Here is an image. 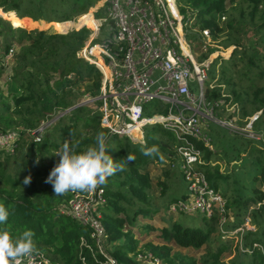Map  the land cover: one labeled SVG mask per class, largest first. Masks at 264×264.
<instances>
[{"label":"trees","instance_id":"trees-1","mask_svg":"<svg viewBox=\"0 0 264 264\" xmlns=\"http://www.w3.org/2000/svg\"><path fill=\"white\" fill-rule=\"evenodd\" d=\"M228 2L233 5L227 7ZM176 4L183 13L189 10L194 19L192 28L198 30L190 31V34L197 39L205 28L210 31L212 39L218 37L222 31L218 20L222 17L228 20L226 26L229 29L234 28L233 23L244 31L248 26L253 27L256 37L250 46L238 39L225 42L235 48L229 58L218 57L217 60L223 62V74L205 85L207 77L204 92L208 101L221 99L223 109L234 106L238 118L260 111L251 121L252 130L260 135V139L227 130L223 136L225 150H211L197 142L202 154L196 167L225 199L226 221L222 228L226 232L232 231L244 222L246 216L254 226V230H245L241 236V254L248 253L247 248L253 249L249 253H259L253 244L264 245V0H239L237 4L234 0H176ZM92 6L87 0H0V16L12 12V16L20 20L18 26H32L37 23L31 19L41 18L59 32L14 28L8 19L0 18V35H4L2 50L7 51L15 44L18 47L12 74L6 81L7 93L4 94L0 87V131L13 128L20 134L13 152L0 151V203L10 213L8 222L0 224V231L7 230L15 239L23 231L32 230L38 251L51 262L102 264L87 227L61 213L60 208L68 204L74 193L83 192L58 196L53 185L46 180L59 162L60 157L55 153L65 140L77 142V152H82L95 146L97 133L103 131L107 137L108 154L115 165L124 166L123 171H116L105 185L99 187L105 200L99 209L106 233V250L117 264H141L136 256L147 252L163 264H199L193 256L173 253L172 244L193 249L204 246L208 253L201 259L202 264H242L236 253L228 260L221 259L223 253L229 251L226 241L211 247L216 238L213 234L219 228L217 213L207 217L200 212H179L176 219L161 227L155 241L149 240L142 248L138 247L139 241L132 230L138 218H151L158 210L157 204L169 207L173 202L185 199L187 185L177 167L178 141L172 132L157 123L146 124L152 126V132H143V141H136L125 135L110 134L101 125V114L97 109L75 106L82 98L99 105L102 75L93 64L77 56L88 39L87 27L93 29L90 26L91 13L76 22L70 21ZM84 24L87 27L73 29ZM192 28L190 25L189 29ZM213 51L214 48H209L207 57ZM3 71L4 67H0V76ZM57 112L63 114L45 129L41 141L31 140L29 130ZM137 136L140 137V133ZM145 144L157 146L164 159L161 160L159 155H144L141 147ZM129 154L135 156L134 161L127 160ZM220 161L225 164L223 170ZM153 164L163 166L156 180L158 197L153 194ZM175 175L179 177L177 183ZM28 177L31 181L25 184ZM222 180L225 184L220 187ZM184 186L186 190L183 192ZM231 214L233 218L228 221ZM144 228L147 232L153 229L151 225ZM221 235L219 233L220 238ZM230 237L226 239H232ZM86 245L94 248L91 251ZM260 254L264 261V254Z\"/></svg>","mask_w":264,"mask_h":264},{"label":"built area","instance_id":"built-area-1","mask_svg":"<svg viewBox=\"0 0 264 264\" xmlns=\"http://www.w3.org/2000/svg\"><path fill=\"white\" fill-rule=\"evenodd\" d=\"M97 3L91 14L95 27L90 29L85 25L89 36L77 56L93 64L102 75L99 105L95 108L101 114V125L110 134L128 137L133 136L131 130L135 128L143 137L142 127L154 123L172 132L178 141L177 167L184 176L187 195L170 204L169 210L187 214L200 212L207 217L217 213L222 237L237 235L243 250V232L254 230L249 228V217L226 232L222 228L226 221L225 199L196 167L202 154L197 142L212 150L210 127L213 122L218 125L222 122L228 130L235 131L237 127L232 118L221 121L218 117L216 109L222 104L221 99L208 101L205 97L209 62L207 59L198 61L197 53H192L195 41L188 37L192 18L180 14L176 0H98ZM102 8L105 16L95 17ZM198 39L201 52H207L212 41L210 31L202 29ZM14 54V45L7 51L0 50V67H8ZM152 101L163 106L162 112L144 116V104ZM45 128L44 123H40L29 130L32 140L41 141ZM242 130L247 137L260 139V135L253 132L251 121ZM19 135L16 130L0 131V151L13 152ZM101 192L98 187L91 193H74L61 213L87 227L93 246L101 256L100 263L117 264L106 250V233L99 209L105 202ZM86 246L91 251L94 248ZM253 247L264 254L263 245L254 243ZM246 251L251 252L250 248ZM144 256L158 264L159 258L151 253ZM23 264L54 263L38 251L25 258Z\"/></svg>","mask_w":264,"mask_h":264},{"label":"rangeland","instance_id":"rangeland-1","mask_svg":"<svg viewBox=\"0 0 264 264\" xmlns=\"http://www.w3.org/2000/svg\"><path fill=\"white\" fill-rule=\"evenodd\" d=\"M79 1L83 2L84 0H79ZM87 1H89L90 4H93V6L90 7L86 13H84V14L78 16L76 19L70 20V21L76 22L77 20L80 19V17H82L88 13H91V14L94 13L93 8L95 6H97L98 3L96 4V2H95L96 0H87ZM238 1L239 0H234V3L237 4ZM232 5L233 4H231L230 2L227 3V7H230ZM96 11H98V9ZM7 13H9V16ZM7 13H4L2 16H0V18L2 20L8 19L7 21L14 28L22 27V28H25L28 30H42V29H44V30H48L50 32H58L57 30L53 29L52 26L47 24V22H45L41 18L40 19H31L32 21L37 23V24H34L32 26H29V27H23L20 25L18 26V24H16V22H15L16 21L15 18H17V17H13L12 12H7ZM180 14L186 18L191 16V14H189V10H187L186 13L185 12L183 13L181 8H180ZM7 16H8V18H7ZM97 16H105V11L103 8L100 9L97 13H95V17H97ZM9 19L12 21V23L9 21ZM18 19L19 18H17V20ZM28 20H30V18H27V21ZM18 21H20V20H18ZM41 21L43 23H41ZM227 23H228V20L225 18H220L218 20L219 27L222 28V31L217 34L218 37L211 39L212 41L210 43V46H208V49L214 48V51L209 52L208 57H207L206 52L205 53L201 52V48H200L201 43H200L199 39H197L194 34L188 35L189 38H191L193 41H195V44L192 47V53H197L196 59L198 61L202 62L207 57V60L209 62V65L206 68L208 80L205 82V85H207V83H209L210 81H213V78L217 79L220 75L222 76V74H223V70H224V67L222 65L223 62L221 60H217V59H218V57H221L223 59L229 58L232 51L235 48V45H233V44L225 45V42L232 43L233 41L238 39V40H240V42H242L245 46L248 47L255 40L254 37H256V36L253 34L254 32L252 31V29H253L252 26H248L247 27L248 30L244 31L241 28H239V26H237L235 23H233L234 28L229 29L226 26ZM190 25H191V28L194 27L193 26L194 25V19L192 20ZM90 26L92 28H94L95 27V21L90 20ZM82 27H86L85 24ZM78 28H81V26L76 27V28L74 27V29H78ZM190 31L196 32L198 30L196 27V28L190 29ZM229 40H232V41H229ZM3 41H4V35L2 34V35H0V50H2ZM17 50H18V47H17V44H15L14 45L15 54H16ZM14 64H15V56L13 57V60L10 63V65L8 67L4 68V71L0 76V87H1V90L4 92V94L7 93L6 81L8 80V78L12 74V67L14 66ZM79 103H81V105H86L92 109L96 108L94 101L91 99H88V98H82ZM143 108H144L143 109V115L144 116H151L153 114L162 112L160 103L157 101L145 103ZM216 112L218 113V117L221 119V121L225 120L226 118H229V117L232 118L234 121V124L237 127V129H234V130L241 133V134H245V133H243L242 128H244L246 126V124H248L249 121L254 120L257 117V115L260 113V111L255 112L253 115H250L249 117L242 118L243 119L242 120L240 117L238 118L237 115L234 114V112H235L234 106L227 107L225 109H223L220 106L216 109ZM61 114H63V113L57 112L51 118H48L45 121H42L41 123H44L45 127L48 128L50 125H52L56 121L58 116H60ZM239 116H240V114H239ZM246 119H247V121H246ZM219 125H222V126H219ZM219 125L216 124L215 122H213L212 126L210 127V132L212 135V146L211 147H212V150H216V151L225 150L223 136L227 133V130H228L224 127L225 124H223L222 122H220ZM6 129L13 130V128L12 129L6 128ZM142 129H143V132H145V133L150 134V132H152V126H150V125H145L142 127ZM14 130H16V129H14ZM131 132H132L133 136H131L130 138L135 139L136 141L137 140L143 141V137L137 136V134L139 132L137 131L136 128H135V130L134 129L131 130ZM262 138L264 141V136ZM27 139H29V138H27ZM31 140H32V138H31ZM220 165H221L220 169L223 170L224 165H225L224 162L220 161ZM162 167L163 166H160L159 164H153L151 167V176L154 179V183H153V185H154V188H153L154 197H158V195H159V191L157 190L156 180H157V176L161 175L160 172H161ZM238 172L239 171L235 172V174H237ZM174 179H175V183H177L179 181V177L176 175H175ZM224 184H225V181L222 180L220 187H223ZM185 190H186V188L184 186L183 192ZM157 207H158V210L152 214L151 218L139 217L137 222L135 223L133 229H132L133 233H134V237H136L139 241L138 247H140V248H142L143 244L149 240L155 241V235L160 231L161 227L167 225L169 223V220H174L178 217V213L170 211L167 206L162 207V206L157 204ZM60 209L62 210L63 206ZM232 218H233L232 214L229 215L228 221H231ZM145 225H151L153 227V229L147 232L144 228ZM249 228H254V226H252L250 224ZM219 233L221 234L220 228H218V231H215V233L213 234V237H216V238H215L214 242L211 244V247H215L216 245H219L220 241H226L227 242V244L229 246V248H228L229 251L226 250L223 253V255L221 257L222 260H228L236 253L238 261H240L242 264H264V261L262 260L260 252L259 253L258 252H254V253L248 252V253L241 254L242 252H241L240 248H239V250H236V248H237L236 245H238V241H239V238L237 235L230 237L232 239H226V238L222 237L223 235H221V238H220ZM263 247H264V245H263ZM252 250L253 249L250 248V251H252ZM172 252L173 253L180 252L181 254H184V255L193 256L196 259H198L199 264H202L201 259L203 257H205L206 254L208 253L207 248H205L204 246L201 247L200 249H193V248H179L174 244H172ZM148 253H150V252H147L145 254H148ZM145 254L139 253L136 256V259L140 260L141 264H153L149 261V259L147 257L144 256ZM53 263L58 264L55 261ZM158 264H163V263H161V261L158 259Z\"/></svg>","mask_w":264,"mask_h":264},{"label":"clouds","instance_id":"clouds-1","mask_svg":"<svg viewBox=\"0 0 264 264\" xmlns=\"http://www.w3.org/2000/svg\"><path fill=\"white\" fill-rule=\"evenodd\" d=\"M95 146H89L82 152H77L79 144L70 143L68 140L61 145L55 155L60 157L59 162L53 167L46 183L53 185L55 193L65 195L69 192L91 193L102 185H105L108 178L116 171H123V164L115 165L112 157L108 154L106 147L107 137L103 131L97 133ZM146 156L159 155L157 146L148 147L146 144L141 147ZM127 160L134 161L135 156L129 154ZM31 177L25 179L28 184ZM9 211L4 204L0 203V224L8 222ZM32 230H25L18 238H13L7 231H0V264H23L25 258H30L38 252L34 242Z\"/></svg>","mask_w":264,"mask_h":264},{"label":"water","instance_id":"water-1","mask_svg":"<svg viewBox=\"0 0 264 264\" xmlns=\"http://www.w3.org/2000/svg\"><path fill=\"white\" fill-rule=\"evenodd\" d=\"M72 22H74V21H72ZM74 29V28H73ZM72 30V29H71ZM69 31V30H68ZM68 31H64L63 33H66V32H68ZM79 105H81V103H78L77 105H75V106H79ZM74 106V107H75ZM71 108H73V107H71ZM71 108H69V109H67L65 112H67V111H69Z\"/></svg>","mask_w":264,"mask_h":264},{"label":"bare ground","instance_id":"bare-ground-1","mask_svg":"<svg viewBox=\"0 0 264 264\" xmlns=\"http://www.w3.org/2000/svg\"><path fill=\"white\" fill-rule=\"evenodd\" d=\"M0 9H1V8H0ZM7 18H8V16H7ZM15 20H16V21H15V22H16V24H18V23H19V21H18L17 19H15ZM132 135H133V134H132Z\"/></svg>","mask_w":264,"mask_h":264},{"label":"crops","instance_id":"crops-1","mask_svg":"<svg viewBox=\"0 0 264 264\" xmlns=\"http://www.w3.org/2000/svg\"><path fill=\"white\" fill-rule=\"evenodd\" d=\"M19 20V19H18Z\"/></svg>","mask_w":264,"mask_h":264}]
</instances>
